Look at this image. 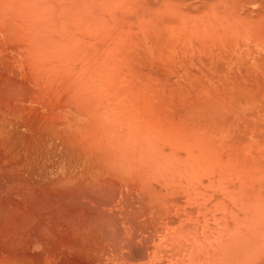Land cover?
<instances>
[{"label":"bare ground","instance_id":"bare-ground-1","mask_svg":"<svg viewBox=\"0 0 264 264\" xmlns=\"http://www.w3.org/2000/svg\"><path fill=\"white\" fill-rule=\"evenodd\" d=\"M256 3L0 0V264H264Z\"/></svg>","mask_w":264,"mask_h":264},{"label":"rangeland","instance_id":"rangeland-1","mask_svg":"<svg viewBox=\"0 0 264 264\" xmlns=\"http://www.w3.org/2000/svg\"><path fill=\"white\" fill-rule=\"evenodd\" d=\"M261 2V3H260ZM259 5H261V6H263L264 7V0H260V1H258L257 0V3H256V6H259Z\"/></svg>","mask_w":264,"mask_h":264}]
</instances>
